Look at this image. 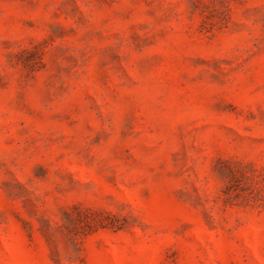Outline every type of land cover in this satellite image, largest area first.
Listing matches in <instances>:
<instances>
[{
  "label": "rangeland",
  "instance_id": "1",
  "mask_svg": "<svg viewBox=\"0 0 264 264\" xmlns=\"http://www.w3.org/2000/svg\"><path fill=\"white\" fill-rule=\"evenodd\" d=\"M0 264H264V0H0Z\"/></svg>",
  "mask_w": 264,
  "mask_h": 264
}]
</instances>
